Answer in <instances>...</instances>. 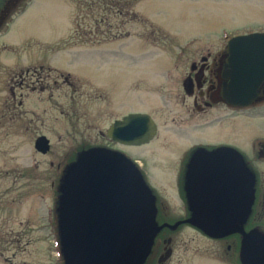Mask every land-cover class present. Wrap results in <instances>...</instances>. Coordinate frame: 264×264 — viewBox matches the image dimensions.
<instances>
[{"label":"rangeland","instance_id":"obj_1","mask_svg":"<svg viewBox=\"0 0 264 264\" xmlns=\"http://www.w3.org/2000/svg\"><path fill=\"white\" fill-rule=\"evenodd\" d=\"M122 1L9 0L2 10L0 203L4 205L5 198L20 194V184L24 181L15 184L16 167L31 166L37 161L44 181L40 183L42 198L37 197L36 189L28 187L25 195L19 198L21 202L16 199L17 205L0 210V217H11V227L15 231L22 228L20 221L28 219L27 233L20 241L14 239L17 236H0V264H5L3 257L11 253L16 255L12 259L15 264H65L58 228L59 183L61 185L63 180L59 182L57 166L64 160L68 162L73 151L87 143L83 138L85 130L80 135L65 131L69 98L64 96L63 88L54 89L51 100L48 98L50 92L39 95L38 112L44 122L30 125L28 133L21 130V124L6 123L3 116L9 87L14 83L12 74L30 67H42L46 70L44 73L52 71L53 76L57 73L71 75L83 92L90 89L88 86L96 90L103 87L117 105L116 109L112 107V116L108 113L104 119L96 121L97 128L106 127L116 114L129 110L153 117L155 114L160 119L161 134L165 128V108L161 101L166 92V87L162 86L166 83L164 76L169 69L183 66L184 61L181 63L178 59L202 49L213 51L235 36L264 31V0H139L131 7L133 0H124V4L128 1L129 4L124 10H118L123 6ZM76 15L79 28L73 33ZM133 76L140 78L135 95L127 89ZM76 101L74 109L82 115L100 113L104 106L100 100L89 103L82 98ZM240 119L243 118H237L238 125ZM258 130L254 129V133ZM39 134L50 141V151L43 157L35 155L34 142ZM195 138L198 137L187 140ZM165 140L174 141V136L164 132L159 140L133 151L145 161L150 183L159 192L160 188L168 186V180L155 171L152 160L163 151L161 146ZM246 140L247 136L239 142L245 146ZM179 143L185 144L181 140ZM38 205L39 213L36 211ZM38 225L44 229L36 232ZM12 241L14 246L10 248ZM176 242L174 256L167 264H227L212 260L216 243L191 230L177 231ZM220 246V258H224L222 247L225 250V246L223 243ZM227 260L236 264L232 254Z\"/></svg>","mask_w":264,"mask_h":264},{"label":"flooded vegetation","instance_id":"obj_2","mask_svg":"<svg viewBox=\"0 0 264 264\" xmlns=\"http://www.w3.org/2000/svg\"><path fill=\"white\" fill-rule=\"evenodd\" d=\"M1 13L2 11L0 16ZM228 41L229 39L213 51H203L204 49H202V51L190 53L186 57L178 59L181 63L184 61L182 67H174L166 72L164 78L167 84L162 85L164 88L166 87V92L161 98L165 108L163 110L165 128L161 134L158 125L160 119L153 112L154 117L148 113L136 111L128 110L121 113L116 111L119 114H116L117 116L115 115L106 127L97 128L96 121L99 118L104 119V115L108 113L112 116L117 105L114 104L108 90L103 87L96 90L88 86L90 89L86 93L71 75L57 73L56 76H53L52 71L44 73L46 70L42 67H30L19 74L11 75V80L14 83L9 87V99L6 101L5 116H3L6 123L21 124V130L28 133L30 125L44 122L38 112L39 95L50 92L48 98L51 100L53 99L52 91L63 88L64 96L69 98L65 116L67 124L65 131L70 130L74 135H80L84 130L87 132L83 137L87 143L79 147L77 151H73L68 162L64 160L63 164L58 163L59 182L61 178L64 181L71 165L87 150L98 147L111 150L124 156L136 167L142 182L149 189L152 196L153 225L168 224L172 226L179 223L174 228L164 227L154 229L155 231L153 228L144 229L140 236L142 239L151 240V244L141 264H167L174 256L173 246L177 243L176 233L185 230V228L216 243L213 248L212 260L231 264L227 258L230 259V254H232L236 264H264V78L256 86L253 85L252 78L247 79L245 105L230 102L229 98L237 94L235 82L238 69L232 66L233 56L231 57L227 51ZM58 82L60 83L58 84ZM139 82V76H133L127 88L128 93L131 92L132 95H135L138 92ZM82 98H86L89 103L100 100L104 105L103 109L100 113L96 111L86 115L78 114L74 105L78 104L76 99ZM136 114L147 115L150 121L155 124V133L148 142L143 144L117 142L109 136L110 128L115 122ZM238 117L244 119H240L239 125L237 124ZM254 129L259 130L254 133ZM164 132L173 135L174 141L165 140L161 146L163 151L154 156L152 160L155 171L163 174L168 180V186L164 189L160 188L159 192L150 183L145 170V161L133 151L159 140ZM135 133L134 128L133 137L129 138V141L134 140ZM120 134H124L123 130L120 131ZM40 136L45 135L39 134L36 139ZM194 136L198 138L187 140ZM245 136H247V143L243 146L239 140L241 141ZM180 140L185 142L183 146L179 143ZM220 148H227L229 151H222L225 154L223 156L211 157L209 155ZM49 151L46 154L35 151V155L43 157ZM232 152L240 154L246 168L252 174V198L242 223H235L229 232L220 238H211L195 226L186 223L198 216L197 212L193 210L191 202V199L196 197L194 190H190L193 168L195 162L204 165L210 173L215 167L220 168L226 164L235 166L236 159ZM200 154L205 155L201 157ZM39 168L37 161L31 166L15 168V184L19 180H23L24 183L20 184L19 196L15 195L14 199L12 197L5 198L4 205L0 203V210L2 208L11 209L15 204L17 205L19 202L16 199L21 202L19 198L25 195L28 187L36 189L37 197H43L40 183L44 181V174L43 170L39 171ZM51 187H54V183L51 184ZM61 187L62 184L59 183V189ZM39 209L38 205L37 213H39ZM11 222L9 215L0 217V236H17L18 238L14 239L18 242L27 233L28 219L19 222L22 227L19 231L12 229ZM58 228H61L60 224ZM42 229L44 226L38 225L35 230L38 232ZM246 235H259V237L258 240H254L253 238L248 239ZM220 243L225 246V250L222 247L224 258H220ZM9 245L10 248L13 247V241ZM20 248L19 246L18 250ZM13 250L17 251L16 247ZM253 254H256L255 259H258V263L252 261ZM15 256L14 253H11L9 257H3L4 263L15 264L12 263Z\"/></svg>","mask_w":264,"mask_h":264},{"label":"water","instance_id":"obj_3","mask_svg":"<svg viewBox=\"0 0 264 264\" xmlns=\"http://www.w3.org/2000/svg\"><path fill=\"white\" fill-rule=\"evenodd\" d=\"M7 1L0 0V12ZM227 51L233 56L232 66L238 69V96L229 100L245 105L247 79L252 78L256 86L264 78V33L234 37L228 41ZM134 128V140L129 141ZM154 133L155 124L150 118L136 114L115 122L109 136L117 142L143 144ZM34 149L46 154L50 150L49 140L38 137ZM222 151L229 149L220 148L209 155L223 156ZM232 153L235 166L215 167L210 173L195 162L193 168L190 190H194L196 197L191 202L198 216L186 223L211 238H220L235 223H242L252 198V174L240 154ZM151 201L138 170L124 156L99 147L87 150L71 165L61 187L58 215L65 264H141L151 244V240L140 236L144 229L174 228L179 224L154 226ZM255 256L251 259L258 263Z\"/></svg>","mask_w":264,"mask_h":264},{"label":"trees","instance_id":"obj_4","mask_svg":"<svg viewBox=\"0 0 264 264\" xmlns=\"http://www.w3.org/2000/svg\"><path fill=\"white\" fill-rule=\"evenodd\" d=\"M137 1H139V0H133V2L130 1L131 4H130L129 7H131L132 4L134 5ZM74 2H75V1H74ZM98 2H100V1H98ZM122 2H123V3H122L123 6H121V8H118V10H119V9H123V10H124V8L129 4V1H128V2H125V4H124V0H123ZM118 3H119V2H118ZM74 27H75V29H74L73 33H75L76 28H79V24H78V21H77V15H76L75 18H74ZM83 42H87V41H83Z\"/></svg>","mask_w":264,"mask_h":264}]
</instances>
